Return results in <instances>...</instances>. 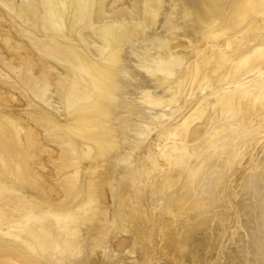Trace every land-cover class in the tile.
I'll use <instances>...</instances> for the list:
<instances>
[{
  "label": "bare ground",
  "instance_id": "obj_1",
  "mask_svg": "<svg viewBox=\"0 0 264 264\" xmlns=\"http://www.w3.org/2000/svg\"><path fill=\"white\" fill-rule=\"evenodd\" d=\"M132 1L133 3L126 0H36L37 4L33 10V15L37 18L39 26L45 31V34L51 32L54 35V38L50 39L53 41L51 47L58 52H64L66 54V60L64 61L71 64H69V67L64 66L62 68L64 74L62 73L63 77L59 80L64 79L65 82L63 83L66 85L62 84L64 88L63 86L61 88L64 91L58 90L56 92L58 94L57 104H54L52 100L54 93H50L49 88L43 87L40 89V95L44 102L55 111L59 112V109H63L62 115L65 117L73 113L86 111V109L94 114L83 121L75 119L73 122L84 127L87 131L86 157L91 161L102 158L103 168L98 170L92 165L85 168L83 162L77 161L74 163L72 172L78 176L76 177V183L86 190L85 198L82 201L83 205H79L78 198L75 199L77 212L67 216L62 224L56 226L58 229L57 237H52L48 229L35 225L32 229L35 233V237L32 239L33 246L29 248L25 244L28 239V232H25L22 251L15 253L17 254L15 257L20 264H38L39 255L45 257L48 264H124L130 256V258H135V254L143 261L141 259L130 261V264H151L148 262V259H152L149 258L150 252L144 250V244H149L151 240L149 235L152 236L154 233L157 234L161 231V227L154 225L152 222L151 218L154 219L153 217L145 215L149 219L144 217V222L140 223L139 233H144L143 236L145 237H140L139 233H133L136 235L132 239L130 237L126 240L119 238L117 246H114L119 249L128 247L123 252L116 251L111 244L113 240L118 238V234L115 235L117 224L105 226L103 218L97 220V217L99 215L103 217L105 209L111 205L114 207L113 209L120 210V208H124L125 218H135L131 217L133 211L128 210V208L137 206L138 195L142 183H144L141 177L149 170L148 160L151 157L154 159L155 154H159L160 148L158 146H162L166 140H174V137L177 140L189 142L196 133H199L200 126L203 125H201L203 122H201L202 118L200 116L190 113L184 115L180 126L176 124L182 129L180 134L175 136L178 133L177 131L173 135L170 130L174 124L173 126H165L164 121L157 123L155 119L162 120L167 114L169 115L166 110L174 99L159 97L158 95L154 99V93L158 90L154 92L153 89H163L170 81L175 82L173 85L179 90L178 95H175V99L183 101L182 91L186 92L185 95H188L189 89L192 88L198 93L199 89L206 90L211 86H216V84L225 86L236 84L231 90L226 89V92L223 90L226 106L222 105L224 107L221 109V114L226 112L227 117L224 116L226 124L230 121L237 122L239 120L250 122L249 120L258 115L257 111H262L264 108V0ZM27 2H29V7H32L30 0H13L11 4L16 9H23L26 8L23 3L26 4ZM128 3L132 4L131 9L127 6ZM175 24L177 27H175ZM244 27H246L245 30H242ZM157 29L158 32H155ZM236 30L240 31L237 35H235ZM145 31L150 33L147 34V37L141 39ZM211 33L216 37L213 40H208V42L215 43L214 47H208L205 39L201 58L194 69V59L190 56L191 47L194 46L196 40L200 41L202 35L209 37ZM169 34L179 35V38L170 40L171 38L168 39ZM232 34H234L233 39L232 36H228ZM56 36L59 37L56 39ZM127 49L128 51H126ZM147 52L152 54L149 61L145 59L147 56L144 55ZM199 65L205 66L200 68ZM133 83L136 85H133ZM138 86L142 88H140V92L144 100L143 102L138 100L133 103L136 100L135 98L140 97V94L137 95L136 92ZM210 90L212 91V88ZM126 92L132 93L131 96L125 95ZM158 99L159 102H155ZM147 102L150 106L147 105ZM150 107L154 108V111L150 110ZM137 108L139 109L137 110ZM181 109L184 108L179 109L178 107L177 112L180 113ZM213 109L214 107H211L210 111L208 110V113H206L210 116L208 118L216 117ZM118 110H125L128 115L126 117H130L126 122V126L121 127L122 130H118L117 127L111 129L108 126L109 123L115 125L119 121H123L117 114ZM138 111L140 113L135 114ZM176 113L174 119H172L175 122L181 119L177 118L179 114L176 115ZM133 114L138 115L139 120L135 119L133 121L134 119H131ZM205 115L204 117L208 116ZM221 118L219 119L221 120ZM218 128L222 130V133H225V135L223 134L224 139L228 135L231 136L233 131L238 130V128L226 125H221ZM126 130L129 131L127 136H125L126 133L124 134ZM118 131L122 132V139H118ZM220 134L221 132H219ZM221 138L223 139V137ZM61 139L62 136L57 137V140ZM215 139L211 136V142L209 141L210 143L207 145L208 148L218 145V142H215L217 139ZM236 139L233 138L236 141L233 142L234 148L241 143L239 142L241 138ZM230 140L229 142H232ZM174 146L175 149L178 148L181 152L183 151L181 156H177L178 159L184 161L183 164L187 163L191 168H196V170L190 168L191 176L197 171L199 173L208 168H203L198 161L199 159L197 160L194 157L200 152L197 150L200 149L198 145L189 148L181 144ZM170 148H162L163 157H170L166 152L167 150L171 152ZM234 148H232L233 151ZM228 149L230 150V148ZM187 151H190V153L187 154ZM208 153L210 154L209 151ZM13 156L10 155L6 159L11 162ZM158 156L156 157L158 158ZM4 158H1V161ZM173 159L175 160L174 156ZM173 159L168 158V161L164 162L161 168L170 166L174 161ZM180 160L179 164H181ZM176 164L174 163V165ZM180 167L184 168L183 165ZM10 171V166H6L3 170L4 174H9ZM186 171H182V181L176 184L175 191L166 199L163 197L166 202L165 205H157V210L161 209L162 211L163 206L173 205L178 198L181 202L186 203L187 198L193 199L189 196L191 191H193V195H197L196 188H198L199 182L195 184V182H192L193 180H186L188 178L187 175H184ZM21 172L22 168L20 166L19 173L21 174ZM217 173L215 172V174ZM81 174L95 175V178L84 182L82 177L79 176ZM183 186L184 189H179ZM210 186H212V183L204 185L202 192L207 194ZM192 188L194 189L192 190ZM177 190L182 191V193H175ZM143 201L144 198H141L138 203L141 213L146 212V214H149L150 210L153 209L152 207L149 208V201ZM81 207L86 209H79ZM87 212H92L93 216L88 219V223L83 221ZM110 213L113 215V220L120 216L119 211ZM80 218L81 221H79ZM113 220H109L108 223L113 224ZM121 226L123 230L119 226L117 229L124 231L126 226ZM136 227L138 228V226ZM169 240L164 243L166 244L164 247L166 251L163 256L165 261L159 260L158 264H181L176 260L173 254L174 249L169 244ZM7 247L8 250L4 257L13 256V250L10 249V246ZM128 253L129 255H127Z\"/></svg>",
  "mask_w": 264,
  "mask_h": 264
},
{
  "label": "rangeland",
  "instance_id": "obj_2",
  "mask_svg": "<svg viewBox=\"0 0 264 264\" xmlns=\"http://www.w3.org/2000/svg\"><path fill=\"white\" fill-rule=\"evenodd\" d=\"M11 1L13 0H0L1 264H20L15 257L17 255L15 253L22 251V244L24 243L23 235L25 232H28V239L25 244L29 248L33 246L32 239L35 237V233L32 229L35 225L48 229L52 237H57L58 229L56 226L62 224L67 216L77 212V209H75L77 207L75 199L78 198L79 205H83L82 201L85 198L86 190L76 183V177L78 176L72 172L75 162H83L85 168H88L90 165L98 168V170H102L103 168L102 158L91 161L86 157L85 144L87 142V131L84 127L78 126L73 122L75 119L83 121L94 114L86 109V111H80L65 117L62 115L63 109H59V112L55 111L44 102L40 95V89L43 87L49 88L48 91L54 93L52 100L54 104H57L58 94L56 92L58 90L64 91L61 87L66 85L63 83L65 82L64 79V81L59 80L63 77L62 73L64 74L62 68L71 65L69 62L64 61L66 60V54L53 50V47H51L53 41L50 39L54 38V35L51 32L45 34V31L39 26L37 18L33 15V10L37 4L36 0H30L32 7H29V2L23 3V6H26L23 9L14 8ZM126 1L133 3L132 0ZM127 6L131 9L132 4L128 3ZM175 27H177L176 24ZM246 27L242 30H245ZM155 32H158V29ZM239 32L236 30L235 35L239 34ZM149 33V31H145L141 39L147 37ZM233 35L228 36H232L231 38L233 39ZM58 37L56 36L55 38L57 39ZM215 37L212 33L209 34V37L202 35L200 41L196 40L194 46L191 47L190 56L194 59V69L201 58L205 39L207 41L206 45L213 48L215 43H210L208 40H213ZM178 38L179 35L176 34L168 35V39L170 40H177ZM144 55L147 56L145 59L148 61L152 58V54L148 52ZM199 66L201 68L205 65ZM174 83L170 81L163 89H153L154 92L158 90L157 94L154 93V99L158 96L174 99L172 101L173 104L171 103L170 107L166 110V112H169V115L166 113L167 115L163 118L165 120L155 119L156 122L161 123L164 121L165 126H173L174 124V128L172 127L170 131L171 133L173 132V135L178 131L175 134L176 136L182 130L177 125H181L184 115L193 113L202 118L201 122L203 123L201 125L203 124V128L200 126L199 133H196L194 138L191 139L192 142L191 140L184 142L185 140H177L174 137V140H166L167 142L165 141L162 146H158L161 152L158 149L159 154H155L154 159L151 157L148 160L149 170L141 177L144 183H142L138 195L137 206L128 208V210L133 211L131 217L135 218H125L123 214L124 208L118 210L113 209L114 207L109 205L110 207L108 206L103 213L104 216L101 217L99 215L97 220L103 218L105 226L117 224L115 235L118 234V238L115 239L116 241L113 240L111 244L116 251L123 252L128 247L119 249L114 246L119 241V238L125 240L132 239L134 235L139 233L141 229L139 226H141L140 223L144 222L143 218L145 215L153 217L154 219L151 218L152 222L154 225L161 227V231H156L158 232V236L155 233L152 236L149 235L151 239L149 244H144V250L150 252L149 258L152 259H148V262L151 264H158L159 260L165 261L163 256L165 255L166 250L164 247L166 244L164 243L168 239H170L168 242L173 247L172 249L175 250H173V254L176 260L181 264H264V108L262 111H257L260 116L255 115L253 119L249 120L250 122L248 120L247 122L246 120L245 122L239 120L237 122L230 121L226 124L224 122V119L227 117L226 112L221 114V109L224 107L222 105L226 106L224 91L231 90L236 84H229L227 86L216 84V86H211L206 90L199 89L198 93L192 88L189 89L188 95H185L186 92L182 91L181 93L184 96L182 101L175 99V95H178L179 90L173 85ZM133 85L136 84L133 83ZM140 88L141 86H138V89H136L137 95L140 94V97L138 99L135 98L136 100L133 103L138 100L143 102L144 100L140 92L142 88ZM211 88L212 91L210 90ZM131 94L126 92L125 95L130 97ZM155 102L158 103L159 99L155 100ZM147 105L150 106L149 102H147ZM178 107L179 109H184H181L182 111L178 113ZM211 107H214L213 112L216 117L208 118L210 116L206 113H208ZM149 109L153 110L154 108L150 107ZM142 110L144 109L142 108ZM138 113L140 112L138 111L135 114ZM175 113L176 115H180L177 116L178 119L181 118L179 119L180 121L175 122L172 120ZM117 114H119L123 121H119L115 125L109 123L108 126L111 129L117 127L118 130H122L121 127L126 126V122L130 117H126L128 115L125 110H118ZM135 114L131 116V119H134L133 121L135 119L139 120V116ZM205 114L208 116L204 117ZM221 125L232 126L238 128V130L233 131L231 136L227 134L228 137L225 136L226 138L224 139L225 133H222V130L218 128ZM218 131L221 132L220 135ZM121 133V131H118V139H122L123 134ZM124 134L127 136L129 131L126 130ZM58 136H62V139L57 140ZM211 136H213V139H217H215V142H218V145H215V148H208L207 146L211 142ZM234 137L237 138L236 140L241 138L239 139L241 143L237 144L236 149L233 147V142H236L233 140ZM220 139L221 141H219ZM194 140L195 142H193ZM229 140L232 142H229ZM178 144L188 148L198 145L200 149L197 150L200 152L194 157L197 160L199 159L198 161L203 168H208L203 169L199 173L197 171L191 176L190 170L195 167L191 168L187 163L183 164L184 161L182 162L178 159L177 156H181L183 153L178 148L175 149L174 145ZM164 147L165 149L170 148L172 150L171 152L166 151L170 157H163L162 148L164 149ZM226 147L230 148V150L228 149L230 152ZM232 148H234V151ZM186 153L189 154L190 151ZM10 155H14L11 162L6 159ZM1 158H4V160L1 161ZM168 158H172L174 160L173 163L166 168H161L163 163L168 161ZM179 160L181 164H179ZM174 163L177 164L174 165ZM182 165L184 168L180 167ZM6 166H10L11 168L9 174H4L3 172ZM20 166L22 168L21 174L19 173ZM185 170L187 171L184 172V175L188 177L186 180H193L192 182H195V184L199 182L198 188H196L197 195H193V191H191V195L189 196L193 199H190L189 196V198L186 197V203L184 201L181 202L180 198H178L173 205L163 206L162 211L161 209L157 210V205H165L166 203L163 197L166 199L167 196L175 191L176 184L182 181V171ZM215 172L218 173L215 174ZM79 176L82 177L84 182L95 178V175L81 174ZM152 180L156 181L153 182ZM177 180L179 181L177 182ZM207 183H212V186H210L208 193L205 194L202 190ZM179 189H184V186ZM165 192L166 194H164ZM175 193L181 194L182 191L177 190ZM148 195L149 197H147ZM141 198H144L143 202L149 201V208L152 207L153 209L150 210L149 214H146V212L141 213V208L138 204ZM181 204L183 207H181ZM79 209L84 210L86 208L81 207ZM144 209L146 210L145 207ZM114 211H119L120 216L119 218L117 216L113 220V215L110 212ZM91 217H93L92 212H87L83 221H87L88 223V219ZM129 219L130 221H128ZM81 220L80 218L79 221ZM109 220H113V224L108 223L110 222ZM121 225L126 226L124 231L117 229L118 226L122 228ZM139 235L140 237H145L143 236L144 233H139ZM7 246H10V249L13 250V256L4 257L8 250ZM258 250H260V253ZM134 256L135 258H130V256L129 259H126L124 264H130V261L141 259L140 257H136L137 254ZM37 261L38 264H48L46 258L42 255L38 256ZM141 261L143 260L141 259Z\"/></svg>",
  "mask_w": 264,
  "mask_h": 264
}]
</instances>
